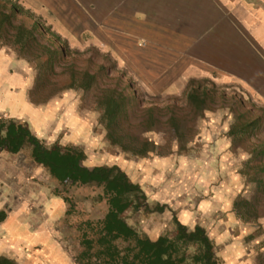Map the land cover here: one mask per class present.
Here are the masks:
<instances>
[{
    "label": "rangeland",
    "instance_id": "374dc122",
    "mask_svg": "<svg viewBox=\"0 0 264 264\" xmlns=\"http://www.w3.org/2000/svg\"><path fill=\"white\" fill-rule=\"evenodd\" d=\"M4 1L8 9L16 6L18 13L6 37H0V45H10L20 58L12 60L11 98L3 99L0 120L26 122L49 147L82 150L85 166L118 165L145 192L138 209L130 206L122 213L141 234L151 239L173 236L176 217L189 228L196 224L205 228L218 264H264V105L242 89L211 80L151 90L130 60L117 58L91 33L73 38L70 32L51 29L45 16L29 11L20 0ZM31 24L38 30L34 32L38 42L45 43L55 32L67 44L68 51L60 57L64 59L51 68L39 67L49 58L47 53L36 57L20 52L13 36L16 26ZM32 58H40L39 63ZM88 58L106 66L107 77L100 86L114 84L119 75L130 82L134 92L128 109L130 132L120 139L126 149L107 136L96 101L98 90L69 86L70 62L84 65ZM4 86L0 84V95ZM195 86L210 93L198 108L188 105L186 97ZM170 105L180 108L178 134L183 142L167 121ZM149 107L155 108L156 125L145 121ZM240 112L248 120L258 118L259 126L243 134L235 132ZM143 141L150 150L139 151ZM107 208L102 186L57 181L32 159L28 145L17 153L0 147V210L5 211L0 254L18 264H77L74 256L82 249V237H95Z\"/></svg>",
    "mask_w": 264,
    "mask_h": 264
},
{
    "label": "crops",
    "instance_id": "0c3cea01",
    "mask_svg": "<svg viewBox=\"0 0 264 264\" xmlns=\"http://www.w3.org/2000/svg\"><path fill=\"white\" fill-rule=\"evenodd\" d=\"M20 3L45 16L58 32H70L77 39L81 33H91L102 46L113 49L117 58L130 60L151 90L211 80L242 89L264 105V0ZM0 47V84L8 94L0 95L2 109L3 99L11 98L12 60L20 57L10 45Z\"/></svg>",
    "mask_w": 264,
    "mask_h": 264
},
{
    "label": "trees",
    "instance_id": "16d2710c",
    "mask_svg": "<svg viewBox=\"0 0 264 264\" xmlns=\"http://www.w3.org/2000/svg\"><path fill=\"white\" fill-rule=\"evenodd\" d=\"M16 6L8 9L7 2L0 0V37H6L13 18L18 13ZM34 25L25 28L16 26L15 40L20 44V52L38 57L44 52L49 58L43 59L39 67H52L53 62L61 59L68 51L67 44L60 36L50 32L45 43H40L35 35ZM42 34V32H41ZM42 36V35H41ZM26 38V39H25ZM33 40V43L23 44V40ZM22 41V42H21ZM61 41V42H60ZM31 59V58H29ZM37 63L40 58H32ZM70 87L98 90L97 104L102 109V118L106 123L107 136L111 141L118 142L123 149L122 137L128 138V127L131 126L128 109L133 102V90L130 82H125L121 75L115 76L114 84L100 86L107 77L106 66L95 64L91 58L86 64L78 65L75 61L69 64ZM210 96L206 88L195 86L187 92V104L194 108L206 104ZM188 104V105H189ZM170 115L168 123L173 127L177 140L183 142L182 134H178L182 115L180 108L174 105L167 107ZM146 122L156 125L158 118L155 108H147ZM259 126L258 118L248 120L242 112L238 113V121L233 126L235 132L245 133ZM118 131L121 132L120 136ZM24 145L30 147L32 159L44 166L59 182L70 184H91L102 186L108 208L99 221L94 238L82 237L81 246L74 260L77 264H218L212 239L203 226L196 224L192 228L173 218L176 232L173 236L159 235L151 239L141 234L129 225L122 213L133 206L139 208V203L146 199L142 187L130 180L128 175L118 165L99 164L91 167L82 164L84 153L78 148L69 146L49 147L39 140L30 130L26 122L0 120V147L11 153H17ZM182 147V145H181ZM150 150L146 141L141 143L140 152ZM264 152V147H263ZM162 210L163 206L158 207ZM5 218V211L0 210V221ZM0 264H18L14 259L0 254Z\"/></svg>",
    "mask_w": 264,
    "mask_h": 264
}]
</instances>
